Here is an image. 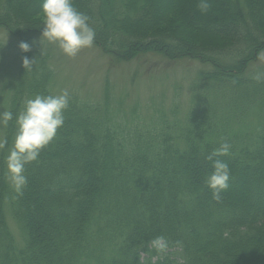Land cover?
<instances>
[{
	"label": "trees",
	"instance_id": "obj_1",
	"mask_svg": "<svg viewBox=\"0 0 264 264\" xmlns=\"http://www.w3.org/2000/svg\"><path fill=\"white\" fill-rule=\"evenodd\" d=\"M71 2L90 18L94 44L116 60L155 52L211 69L199 72L182 116L174 105L171 116L161 109L144 121L110 99L91 103L69 94L63 126L25 166L18 195L4 157L24 102L56 95L54 70L37 41L44 0H0V28L16 42L0 51L13 50L17 61L13 119L0 155V264H264V81L253 79L264 69L251 71L264 50V0H205L206 13L201 0ZM174 29L211 42L187 44ZM21 42L31 50L22 51ZM24 57L36 60L29 71ZM223 142L230 155L207 159ZM216 159L230 170L219 202L206 183ZM157 236L168 242L164 253L151 245Z\"/></svg>",
	"mask_w": 264,
	"mask_h": 264
},
{
	"label": "rangeland",
	"instance_id": "obj_2",
	"mask_svg": "<svg viewBox=\"0 0 264 264\" xmlns=\"http://www.w3.org/2000/svg\"><path fill=\"white\" fill-rule=\"evenodd\" d=\"M38 19L44 21V14ZM173 33L181 36L190 45L205 47L211 42L210 37L187 29H174ZM37 41L45 53H49L54 70L52 87L56 95L67 90L69 94L77 95L86 102L105 104L110 99L113 106L118 105L129 117L138 114L146 121L161 114V109L171 116L174 105L179 106V115L182 116L192 100V88L198 81L199 72L211 69L210 65L196 59H173L155 52L142 53L134 59L120 61L95 44L81 50L75 58H70L57 44L50 43L42 34L37 36ZM9 42L16 43L14 38L0 28V44ZM16 63L13 50L4 48L0 51V113L10 111V82L17 71ZM263 69L264 61L259 59L251 67L252 72ZM248 122L255 123V116L251 115ZM6 130L7 125L0 120V140H5ZM12 146L13 143L4 157L7 179L6 157ZM1 152L2 149L0 155ZM5 215L12 232L18 242H21L22 235L18 224L7 209Z\"/></svg>",
	"mask_w": 264,
	"mask_h": 264
},
{
	"label": "clouds",
	"instance_id": "obj_3",
	"mask_svg": "<svg viewBox=\"0 0 264 264\" xmlns=\"http://www.w3.org/2000/svg\"><path fill=\"white\" fill-rule=\"evenodd\" d=\"M211 5L201 0L198 8L206 13ZM44 14L42 36L50 43L57 44L59 48L70 58H75L85 48L94 46L95 32L89 25V17L73 7L71 0H44L42 5ZM22 51H30V45L21 42ZM258 59L264 61V50L258 53ZM36 60L23 58V67L29 71ZM258 83L264 81V73L258 72L253 76ZM69 92L64 90L60 95H36L24 102V108L16 117L17 132L12 148L6 157L8 179L14 191L18 195L23 194L27 184L25 166L38 160L40 152L45 149L57 136L58 129L63 126L64 112L69 107ZM13 119L10 111L0 113V120L7 125ZM7 140H0V149H3ZM231 145L221 143L207 157L230 155ZM214 171L208 176L206 183L212 191V197L216 201L221 200V193L228 187L230 179L229 166L219 159L213 161ZM178 245L180 241L176 242ZM158 253L167 250L168 242L163 236H157L151 241Z\"/></svg>",
	"mask_w": 264,
	"mask_h": 264
}]
</instances>
